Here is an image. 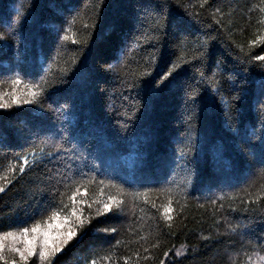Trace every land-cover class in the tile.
Here are the masks:
<instances>
[{"label":"trees","instance_id":"obj_1","mask_svg":"<svg viewBox=\"0 0 264 264\" xmlns=\"http://www.w3.org/2000/svg\"><path fill=\"white\" fill-rule=\"evenodd\" d=\"M264 264V0H0V264Z\"/></svg>","mask_w":264,"mask_h":264},{"label":"rangeland","instance_id":"obj_2","mask_svg":"<svg viewBox=\"0 0 264 264\" xmlns=\"http://www.w3.org/2000/svg\"><path fill=\"white\" fill-rule=\"evenodd\" d=\"M254 264H256V263H254Z\"/></svg>","mask_w":264,"mask_h":264}]
</instances>
